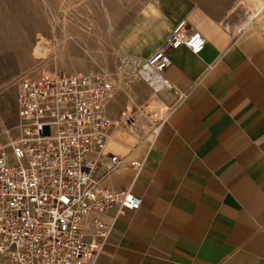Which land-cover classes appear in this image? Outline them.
<instances>
[{"label":"crops","instance_id":"0c3cea01","mask_svg":"<svg viewBox=\"0 0 264 264\" xmlns=\"http://www.w3.org/2000/svg\"><path fill=\"white\" fill-rule=\"evenodd\" d=\"M251 1L145 0L115 29L119 55L146 58L181 21L205 46L168 50L171 89H148L143 115L111 130L120 169L100 185L129 189L141 206L107 211L90 264H264V0ZM154 107L163 123L148 137Z\"/></svg>","mask_w":264,"mask_h":264},{"label":"built area","instance_id":"2783aa9c","mask_svg":"<svg viewBox=\"0 0 264 264\" xmlns=\"http://www.w3.org/2000/svg\"><path fill=\"white\" fill-rule=\"evenodd\" d=\"M180 46L197 55L205 39L181 21L146 58L120 56L113 75L44 72L18 80L15 124L0 130V264H90L110 233L107 211L140 208L129 189L100 185L120 169L106 146L111 130L132 127L142 110L122 105V84L171 89L162 72L167 51ZM86 235L97 242L86 243Z\"/></svg>","mask_w":264,"mask_h":264},{"label":"rangeland","instance_id":"374dc122","mask_svg":"<svg viewBox=\"0 0 264 264\" xmlns=\"http://www.w3.org/2000/svg\"><path fill=\"white\" fill-rule=\"evenodd\" d=\"M144 1L0 0V130L15 124L16 84L22 76L115 74L123 55L112 49L114 31L123 28ZM252 2L248 0V6ZM121 87L122 105L128 109L148 106L150 92L144 85L136 84L131 91ZM132 98L136 100L131 102ZM146 118L142 127L150 137L163 113L154 107Z\"/></svg>","mask_w":264,"mask_h":264},{"label":"bare ground","instance_id":"6f19581e","mask_svg":"<svg viewBox=\"0 0 264 264\" xmlns=\"http://www.w3.org/2000/svg\"><path fill=\"white\" fill-rule=\"evenodd\" d=\"M248 20V19H247ZM38 51L45 56L46 55V51L44 49L38 48Z\"/></svg>","mask_w":264,"mask_h":264}]
</instances>
